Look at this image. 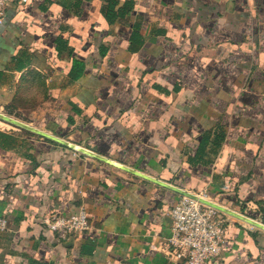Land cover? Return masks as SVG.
I'll use <instances>...</instances> for the list:
<instances>
[{"label": "crops", "instance_id": "obj_1", "mask_svg": "<svg viewBox=\"0 0 264 264\" xmlns=\"http://www.w3.org/2000/svg\"><path fill=\"white\" fill-rule=\"evenodd\" d=\"M0 110L264 225V0H27L0 27ZM179 195L0 122V264H177ZM83 209L57 242L43 220ZM207 264H264L226 218Z\"/></svg>", "mask_w": 264, "mask_h": 264}, {"label": "built area", "instance_id": "obj_2", "mask_svg": "<svg viewBox=\"0 0 264 264\" xmlns=\"http://www.w3.org/2000/svg\"><path fill=\"white\" fill-rule=\"evenodd\" d=\"M27 0H0V27L5 9L14 3ZM203 197L202 195L198 194ZM171 221L165 240L166 255L177 264H207L218 260L226 242L225 228L228 216L180 196L168 212ZM45 231L59 243L90 231V223L83 209L75 214L54 212L43 220ZM7 229V220L0 214V232Z\"/></svg>", "mask_w": 264, "mask_h": 264}, {"label": "water", "instance_id": "obj_3", "mask_svg": "<svg viewBox=\"0 0 264 264\" xmlns=\"http://www.w3.org/2000/svg\"><path fill=\"white\" fill-rule=\"evenodd\" d=\"M0 122H3L5 124H7V125H10V126L14 127V128H17V129H21V130L27 131V132L32 133V134H34V135H36V136H38V137H40L42 139H45L47 141H50V142H53V143L58 144L60 146H63L65 148H67V149H70V150H72V151H74L76 153L85 155V156H87L89 158H92V159L97 160L99 162L105 163V164H107L109 166H112V167H115L117 169H120V170H122V171H124V172H126V173H128L130 175H133V176L138 177V178H140L142 180H145L147 182H150V183H153V184L158 185L160 187H163V188H165V189H167L169 191H172V192L176 193L179 196H183V197L195 200V201L199 202L200 204L208 206L210 208H213V209L221 212L222 214H224V215H226V216H228V217H230L232 219H235L237 221H240L242 223L250 225V226H252L254 228H257V229H259V230L264 232V225L263 224H261L260 222L255 221V220H253V219H251V218H249L247 216H244L242 214L236 213V212H234V211H232L230 209H227V208H225V207H223V206H221V205H219L217 203H214V202H212V201H210V200H208V199H206L204 197H201V196H199L197 194H193V193L184 191V190H182V189H180L178 187L169 185V184H167L165 182H162V181H159V180H157V179H155L153 177H150V176H148V175H146L144 173H141L139 171L131 169V168H129L127 166H124L122 164H119V163H117L115 161L109 160V159H107V158H105L103 156H100V155H98V154H96V153H94L92 151H89V150H87V149H85V148H83L81 146H78V145H75L73 143L64 141V140L60 139L59 137H57L55 135L49 134V133L44 132L42 130H39V129L35 128V127L27 125L26 123H23V122H21V121H19L17 119L9 117V116L5 115L4 113H1V112H0Z\"/></svg>", "mask_w": 264, "mask_h": 264}, {"label": "rangeland", "instance_id": "obj_4", "mask_svg": "<svg viewBox=\"0 0 264 264\" xmlns=\"http://www.w3.org/2000/svg\"><path fill=\"white\" fill-rule=\"evenodd\" d=\"M0 112H1V113H4V112H2L1 110H0ZM19 120H20V119H19ZM2 123H3V122H2Z\"/></svg>", "mask_w": 264, "mask_h": 264}, {"label": "trees", "instance_id": "obj_5", "mask_svg": "<svg viewBox=\"0 0 264 264\" xmlns=\"http://www.w3.org/2000/svg\"><path fill=\"white\" fill-rule=\"evenodd\" d=\"M262 221H264V216H263V219H262Z\"/></svg>", "mask_w": 264, "mask_h": 264}]
</instances>
